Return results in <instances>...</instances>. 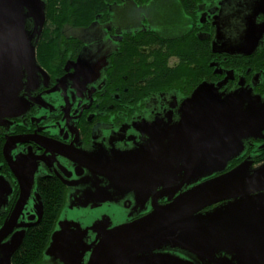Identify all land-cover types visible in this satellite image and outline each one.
Returning <instances> with one entry per match:
<instances>
[{
    "label": "rangeland",
    "instance_id": "rangeland-1",
    "mask_svg": "<svg viewBox=\"0 0 264 264\" xmlns=\"http://www.w3.org/2000/svg\"><path fill=\"white\" fill-rule=\"evenodd\" d=\"M45 4V0H0L1 56L5 57V67L11 69L9 62L13 63L21 55L23 63L19 90L23 79L31 81L41 76L34 50L43 27ZM199 6V15L214 20V51L244 55L252 54L264 45V0H201ZM110 15L108 24L96 22L88 26H65L66 34L84 43L78 65L68 83L79 86L89 81L88 86L92 80L96 81L106 64L107 56L117 46L118 35L124 31L148 26L167 37H176L190 27L189 16L180 0H149L143 3L126 0L114 4L110 8ZM4 29L8 33L11 31L12 35L4 36ZM1 64L0 57V68ZM225 84L204 81L184 100H181V92H160L163 94L158 106L162 108L161 112L167 111V114L162 113L151 121L146 119V128L153 125L150 133L146 134L147 140L128 152L132 155L131 159L122 156L135 163L138 161L129 172L124 173L132 182L130 187L120 188L110 179L108 185L89 183L71 190L51 234L42 264H88L94 243L101 239L100 229L111 230L127 225L125 217L139 202L134 193L126 192L125 189L139 194L143 190L152 192L158 187L180 183L181 188L188 191L208 181L203 180L213 175V169H220L231 157L243 154L246 141L253 134L262 139L264 112L261 122L250 125L246 121L249 108H264V95L247 93L242 87L229 89ZM2 93L5 91L2 90ZM18 93L13 96L16 98L9 108V111L12 110L10 116L21 111ZM0 104V107L6 105L1 99V93ZM170 112L179 113L181 121L170 120L173 116ZM10 116L0 118V124ZM156 131L164 132L167 139L161 141ZM224 170L230 172L226 171V166ZM3 184L0 176V185ZM38 202V192L32 189L29 205L35 212ZM217 206L211 211H201L200 214L204 217ZM23 231L19 229L10 239H15L16 243ZM8 242L10 240L4 242V253L0 249V264H11L7 253L11 251L10 245L13 242ZM181 260L180 264H188L190 259Z\"/></svg>",
    "mask_w": 264,
    "mask_h": 264
},
{
    "label": "flooded vegetation",
    "instance_id": "flooded-vegetation-1",
    "mask_svg": "<svg viewBox=\"0 0 264 264\" xmlns=\"http://www.w3.org/2000/svg\"><path fill=\"white\" fill-rule=\"evenodd\" d=\"M126 0L111 2L106 11H99L88 24L110 22V8L114 4L124 3ZM139 2L137 0H134ZM149 1V0H148ZM185 13L189 16L190 27L176 37H167L151 27L144 26L135 31H124L117 37V46L106 59V64L96 81H89L76 85L68 83L69 77L75 72L79 57L83 52L84 43L81 39L66 34V25L77 27L72 23H65L60 30L61 41L60 54L52 68L44 61L39 52V47L44 32V24L36 41V61L40 69V77L28 81L23 79L18 93L20 112L0 124V176L4 184L0 185V229L14 211L20 196V183L13 172L10 162L24 173L35 168L33 190L38 192V180L46 177H56L62 184L65 192V203L71 190L79 189V185L89 183L113 184L118 187H130L131 181L124 173L131 170L138 161L132 162V148L147 140L153 127L146 128L145 121H150L156 116L167 114L161 112L158 106L162 91L174 90L181 92V100H184L204 81L225 82L228 88L242 87L247 93L264 95V45L252 54H229L216 52L210 53L212 60L209 69L196 79L188 76L180 77L179 71L166 83L156 87H147V83L153 78L145 76L136 85L125 86L121 81L113 79L115 59L128 45L131 39L141 37L143 34L151 35L147 45L140 46L143 54L159 49L160 42L154 40L155 35L162 41L182 39L189 34L198 35L209 41V49L212 52L214 33L213 18L199 15L201 0H180ZM143 3V2H139ZM206 10V9H203ZM206 18V19H204ZM85 25V26H88ZM83 26V25H78ZM164 46V45H163ZM243 56V57H242ZM249 56V57H248ZM237 57V58H235ZM236 60L229 64L230 60ZM47 59V57H46ZM244 59H247L244 61ZM264 59V58H263ZM150 56L147 61H153ZM50 61V62H52ZM168 66L177 69L181 65V59L177 54L168 58ZM122 74V73H121ZM39 76V75H37ZM80 88V89H75ZM159 92V93H158ZM165 95V94H164ZM172 113V112H170ZM170 120L181 121L179 113H172ZM166 120H168L166 118ZM168 122V121H166ZM161 141L166 140L164 132H155ZM6 150L8 157L4 154ZM260 151H264V138H248L246 151L229 161L226 171L238 166L242 161L250 158L252 167L260 165L257 158ZM60 152V153H59ZM119 155V157H117ZM126 156L129 159H126ZM117 158V159H116ZM117 160V161H116ZM240 160L235 165V161ZM113 165L121 177L105 175L96 167L97 162ZM124 161V162H123ZM126 161H130L126 163ZM232 165V166H231ZM225 172H214L203 181L215 178ZM111 179V180H110ZM7 185V186H4ZM158 187L152 192L140 191L139 194L132 192L139 199L137 206L129 210L125 222H134L150 214L154 208L168 204L173 198L185 192L180 188L173 195L172 189L179 186ZM172 197V199H170ZM217 204L206 207L202 211H211ZM41 220V219H40ZM38 215L29 205V200L23 207L12 232L5 240L19 229L27 230L39 223ZM156 253L170 254L179 258H188L194 264H211L207 260L201 261L194 255L179 249L164 248ZM221 256V255H218Z\"/></svg>",
    "mask_w": 264,
    "mask_h": 264
},
{
    "label": "water",
    "instance_id": "water-1",
    "mask_svg": "<svg viewBox=\"0 0 264 264\" xmlns=\"http://www.w3.org/2000/svg\"><path fill=\"white\" fill-rule=\"evenodd\" d=\"M3 32L4 36L12 35L7 29ZM0 57V93L1 99L6 102L5 106L0 107L2 118L12 114L9 108L21 84L20 71L23 60L20 55L13 63L10 61V69L4 65L5 57L1 56V49ZM2 90L5 93H2ZM262 112L264 108L259 109V106L256 110L249 108L246 123L252 125L261 122ZM250 138L259 139L256 134ZM4 154L8 157L6 150ZM236 156L228 160L231 161ZM228 160L224 167L213 169L211 173L225 172ZM97 163L96 167H100L98 170L102 174L121 177L120 173L112 168L113 165L101 161ZM252 164L253 161L247 158L230 172L211 178L173 199L171 197L172 200L168 204L154 208L150 214L139 220L111 230L100 229L101 239L94 243L88 264H180L182 260L179 257L156 253L164 248L188 252L211 264H264V162L254 168ZM10 166L19 180L20 196L10 218L0 229V249L4 253V242H13L10 245L11 251L7 253L11 261L26 230L23 229L22 236L16 243L15 239H5L14 229L23 207L29 200L34 186L35 168L32 167L24 173L25 168L21 167L19 170L11 162ZM181 186L182 184L172 189V195ZM217 203L222 204L213 212H207L204 217L200 214L206 207ZM37 205L36 213L40 220L43 213L41 200ZM218 255L221 256L217 258ZM187 263L194 264L190 260Z\"/></svg>",
    "mask_w": 264,
    "mask_h": 264
},
{
    "label": "trees",
    "instance_id": "trees-1",
    "mask_svg": "<svg viewBox=\"0 0 264 264\" xmlns=\"http://www.w3.org/2000/svg\"><path fill=\"white\" fill-rule=\"evenodd\" d=\"M113 1L115 0H45L44 32L39 47L44 61L48 63L49 60L58 58L61 51L60 30L65 23H72L76 26L88 25L97 12L106 11ZM137 1L147 2L148 0ZM150 37L151 35L143 34L141 37L130 40L125 46V51L115 59L114 80L121 81L132 89V85H136L139 80L148 76L153 78L147 83V87H156L166 83L178 71L180 77L188 76L196 80L204 73L212 71L213 66L210 69L208 66L216 51H210L208 40H204L198 35L189 34L182 39L162 41L155 35L154 40L162 45L159 49L152 50L145 55L139 47L147 45V41L152 39ZM210 53L213 54L212 57ZM173 54H177L181 59V65L177 69H172L167 64L168 58ZM150 56L154 58L151 62L147 61ZM235 58H232L229 64L235 65L236 63H232L236 60ZM263 58L264 56L262 61ZM246 60L244 59V61ZM50 61L48 66L52 68L55 61ZM239 161H235L232 165ZM257 162H264V151H260ZM38 194L43 206L41 220L26 230L20 246L11 258V264L43 263L51 234L65 206V192L56 177L40 178Z\"/></svg>",
    "mask_w": 264,
    "mask_h": 264
}]
</instances>
